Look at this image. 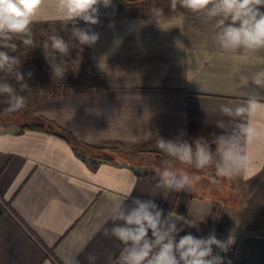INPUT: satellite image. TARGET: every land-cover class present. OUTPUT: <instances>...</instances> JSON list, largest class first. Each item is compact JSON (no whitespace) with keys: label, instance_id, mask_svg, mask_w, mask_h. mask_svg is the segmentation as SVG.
<instances>
[{"label":"crops","instance_id":"obj_1","mask_svg":"<svg viewBox=\"0 0 264 264\" xmlns=\"http://www.w3.org/2000/svg\"><path fill=\"white\" fill-rule=\"evenodd\" d=\"M149 5L140 13H121L115 2L99 5V23L85 28L99 34L87 45V57L100 87L85 97L43 100L41 118L76 141L116 151L113 162L92 166L54 134L0 129V264H89V256L95 264H120L123 245L107 230L114 207L134 198L154 200L164 215L173 211L193 220L191 227L178 221L180 235H233L234 250L226 256L231 264H264V226L253 223L264 218V136L247 146L250 169L230 178L239 189L227 204L204 176L185 191L171 192L157 186L153 172L179 166L192 177L194 170L205 173L162 152L158 137L211 144L215 168L212 134H231L247 122L221 115L219 105L245 104L250 96L264 102V89L251 83L264 54L232 60L214 43L222 17ZM153 7L164 10L159 24L148 22ZM59 16L56 0H46L32 26L65 24ZM252 124L264 128L262 120ZM140 154L164 164L127 158Z\"/></svg>","mask_w":264,"mask_h":264},{"label":"clouds","instance_id":"obj_2","mask_svg":"<svg viewBox=\"0 0 264 264\" xmlns=\"http://www.w3.org/2000/svg\"><path fill=\"white\" fill-rule=\"evenodd\" d=\"M46 0H0V47L12 48L9 44L14 37L22 38L25 47L35 44L32 25L44 10ZM110 7L112 0H56L59 18L66 29L80 45H93L99 34L89 28L76 26L78 21L85 25L99 23V5ZM193 13L204 12L209 18L222 17L216 21L214 43L217 49L232 60L241 61L250 58H261L264 54V0H170V8L177 7ZM164 16L162 8L154 7L148 22L160 23ZM228 21V22H226ZM71 24L69 29L67 26ZM51 49L64 56L69 53L68 42L59 35H51ZM44 47L48 48L45 42ZM20 61L6 51H0V71L15 70ZM53 75L64 76V67L57 63L51 65ZM15 79L22 81L23 74L16 72ZM251 83L264 89V66L251 76ZM29 89L21 85L22 91ZM0 94H7L6 111L16 112L26 106V97L16 94L10 83H0ZM218 111L223 116L247 117L231 134H215V152L219 157L215 162L216 174L219 177L233 178L245 174L251 165L247 146L255 139L264 136V128L253 126V120L264 121V102L250 96L245 104H220ZM157 147L166 155L185 165H194L196 169H205L213 165L214 153L211 144L195 140L189 143L183 139H165L158 137ZM159 177L158 187L171 192H182L195 185L199 176L192 177L184 170H171L159 167L153 169ZM132 192H129L128 198ZM113 227L110 234L123 248L120 264H231V260L220 253H227L235 243L231 234L226 239H218L215 232L207 237H197L191 233L180 235L184 231L178 221L184 225L194 226L193 220L177 216L173 211L164 215L154 200L134 198L131 205L117 204L111 217ZM214 248L219 252L214 254ZM96 257L89 256V264H95Z\"/></svg>","mask_w":264,"mask_h":264},{"label":"rangeland","instance_id":"obj_3","mask_svg":"<svg viewBox=\"0 0 264 264\" xmlns=\"http://www.w3.org/2000/svg\"><path fill=\"white\" fill-rule=\"evenodd\" d=\"M112 2L114 3L115 1L112 0ZM152 2H162L168 4L170 7V0H121V2L118 3V9L121 13H140L142 10L148 9V7L146 6L152 4ZM153 8H150V10ZM176 10L187 11L180 8L179 6L175 9V11ZM68 28L70 29V27ZM32 32V38L35 41L34 46L25 47L23 44L21 46L25 49H29L30 52H32L33 49L41 46L42 42H47L48 48L45 50V54H52V57L55 56L56 53L51 49V41L49 40V37L51 35L60 36V33L62 32L68 34L66 38L64 37V39L69 44V53L61 57L69 58V61H64L63 59L59 63L64 67L65 74L64 76L53 75L51 65L35 66L40 72L39 74L41 76V72H46L48 75H50L49 80L45 82H39L41 79H39V76H37L34 79H30V81H26L23 74L24 62L20 61V59H18L20 63L15 70H12L11 72H9V70L7 69L4 71H0V83H10L15 89L16 94L25 96L27 100L26 106L24 108L16 112L9 113L6 111L7 94H0V129L17 130L20 129L22 125L30 124L37 120L47 121L40 117V114L43 111L42 106L45 104L43 102L44 99L53 98L55 96L60 97L70 95L85 97L88 92L93 90V88L100 87L91 72V66L87 57L88 50L85 49V46L82 47L74 42L75 39L66 29L65 24L50 23L46 26H32ZM9 44L11 43L9 42ZM0 51H6V49L4 47H0ZM24 52V50H21L19 54L10 56L19 58L20 54L22 55L24 54ZM56 64L57 63H55L54 65ZM17 71L23 74L24 79L22 81H17L15 79ZM22 84H27L29 87V89L25 93H23V91L21 90ZM53 91L55 92L53 93ZM127 158H129L130 160L132 159L134 163H147L149 166L156 162L164 164L163 160H161L159 157L147 154H140V156L138 155V157H136V155H127ZM176 168L181 170V167L179 166ZM198 171L199 170H194L192 171L193 173H190H192L191 175L194 174V177L204 176V179H207L209 183H212V190H218L217 193L225 198V200L227 201L226 204L229 202L230 198L234 199V196L237 195L236 190L239 189V187H235L234 183L230 181V178L217 176L214 165L205 168L204 175L199 173ZM195 189L198 191L199 187ZM262 217H264V215ZM253 223L255 227H263L264 218L261 219L257 217L255 220H253Z\"/></svg>","mask_w":264,"mask_h":264},{"label":"trees","instance_id":"obj_4","mask_svg":"<svg viewBox=\"0 0 264 264\" xmlns=\"http://www.w3.org/2000/svg\"><path fill=\"white\" fill-rule=\"evenodd\" d=\"M116 3H120L121 0H114ZM264 11V8L261 9ZM55 24V23H54ZM57 24H63L60 21H57ZM78 27L85 28V24L83 21H78L77 25ZM67 27H72L70 24ZM68 34L66 33H60V36L63 38L67 37ZM22 38L19 37H14L11 41H9L11 44H15L16 48L13 50L12 48L8 47L5 48L6 51L9 53V55H15L19 54L21 50H24V54H20L19 58L20 61L24 62V67H23V74L26 79V81H30V79H34L37 76H39V79H41L39 82H45L48 81L50 78V75H48L46 72L42 73V76L39 74L40 72L37 70L35 66H42V65H54L55 63H60L61 60L64 59V61H69V58L61 57L59 54H55V56L52 57V54H45L46 48L44 47L45 42H42L41 46H38L37 48L33 49L32 52H30L29 49H25L22 47ZM7 42V43H9ZM77 44L78 41L74 40ZM80 45V44H79ZM80 46H85V49H87V45H80ZM28 51V52H27ZM34 67V68H33ZM30 68V69H29ZM32 68V69H31ZM39 69V68H38ZM38 73V74H36ZM94 79H96V82L99 83V80L95 75H93ZM26 91H23L25 93ZM55 91H53L54 93ZM25 129H32V130H39L43 132H47L50 134L57 135L61 138H64L67 140L71 145L74 150V152L83 160V161H88L92 166H95L98 161H107V162H113L115 157L114 153L116 151L108 148H98L95 146H91L79 141H76L73 136L70 134V132L62 129L61 127L55 125L52 122L48 121H41L37 120L33 123L30 124H24L22 127L19 129V131H23Z\"/></svg>","mask_w":264,"mask_h":264},{"label":"built area","instance_id":"obj_5","mask_svg":"<svg viewBox=\"0 0 264 264\" xmlns=\"http://www.w3.org/2000/svg\"><path fill=\"white\" fill-rule=\"evenodd\" d=\"M233 250H234V247L232 246V247L229 249V251H228L227 253H222V252H221L220 255H223V256L226 257L229 253L233 252ZM216 252H219V250L214 248V254H215Z\"/></svg>","mask_w":264,"mask_h":264}]
</instances>
